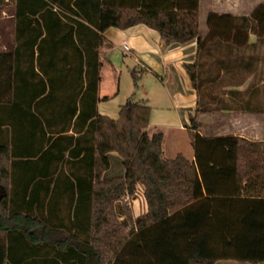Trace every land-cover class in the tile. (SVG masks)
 Masks as SVG:
<instances>
[{
  "label": "trees",
  "instance_id": "obj_1",
  "mask_svg": "<svg viewBox=\"0 0 264 264\" xmlns=\"http://www.w3.org/2000/svg\"><path fill=\"white\" fill-rule=\"evenodd\" d=\"M12 1L15 39L0 50V264L264 262V140L203 136L190 116L194 159L166 158L147 102L129 98L117 118L97 111L109 28L143 24L166 46L196 40L201 62L187 71L197 96L213 99L208 62L228 70L221 52L247 48L251 33L264 43V4L249 16L210 12L202 38L199 0ZM113 155L123 171L106 177ZM139 191L147 214L135 219ZM120 217L130 226L117 237Z\"/></svg>",
  "mask_w": 264,
  "mask_h": 264
},
{
  "label": "rangeland",
  "instance_id": "obj_2",
  "mask_svg": "<svg viewBox=\"0 0 264 264\" xmlns=\"http://www.w3.org/2000/svg\"><path fill=\"white\" fill-rule=\"evenodd\" d=\"M259 4H264V0H199L201 37L205 38L208 32L206 18L210 12L249 16ZM14 9L12 0L0 4V50H5L14 43L16 32ZM123 32L121 29L109 28L104 33L106 41L100 49L101 73L104 75L98 91L100 114L117 118L119 107L131 97L136 101L147 102L152 106L149 134L157 132L164 134L163 153L166 158H174L179 153H183L189 160L194 157V148L188 131L181 129L182 124L188 123L190 116H195L200 125L198 131L205 136L238 133L250 140L264 137V43L259 42L255 34L251 33L250 45L247 48L235 51L230 57L226 56L225 52L220 53L221 59L229 65L228 70L217 72L213 66L214 62H208L212 63L213 70L210 74L214 77L206 87L212 88L214 98L211 99L209 96L202 99L197 96L186 67L201 62L197 60L196 40L193 39L187 44L172 43L157 53L150 50L152 45L155 47L153 40L145 42L141 38L135 40L124 38ZM216 54L217 52L214 53ZM160 60L168 68L167 79H161L159 76L163 73ZM134 75L138 77L136 84ZM203 76L205 78V73ZM186 90L190 91L183 97L182 91ZM231 90L241 91L243 98L232 97L229 95ZM202 91L205 95V86ZM104 97L109 98L105 100ZM248 100L256 113L250 114V111L237 108L243 103L246 106L245 102ZM226 105L233 110L227 111ZM206 107H209V110H205ZM263 160L264 157L260 156L257 162ZM111 163V168L105 176H119L123 171L121 159L113 155ZM129 201L135 219L147 214V206L141 191L135 199ZM119 208H122L121 205ZM121 222L124 229L117 230V224L114 222L107 228L110 234L113 235L114 230H117V237L126 234L129 222L126 218L120 217L117 223ZM221 264L251 263L226 260Z\"/></svg>",
  "mask_w": 264,
  "mask_h": 264
},
{
  "label": "crops",
  "instance_id": "obj_3",
  "mask_svg": "<svg viewBox=\"0 0 264 264\" xmlns=\"http://www.w3.org/2000/svg\"><path fill=\"white\" fill-rule=\"evenodd\" d=\"M122 30V29H121ZM122 31H124L123 33L125 34L124 35V38L125 37H128V38H132V39H138V38H141V39H143L145 42H149V40H153V42L155 43V47H153V45L151 46L152 48L150 49V50H152L153 52H157V53H160V52H162L163 50H165L166 49V45H165V43H164V41H163V39L161 38V36L158 34V32L156 31V30H154V29H152V28H149V27H147L146 25H143V24H139V25H136V26H134V27H131V28H128V29H125V30H122ZM107 32V31H106ZM105 35V34H104ZM115 35V34H114ZM113 35V36H114ZM148 38V39H147ZM148 44H150V43H148ZM149 48V47H148ZM147 49V48H146ZM147 51V50H146ZM159 64H160V68L161 69H163V73L162 74H160L159 76H160V78L161 79H167V77H168V73H169V71H168V68H166L165 66H164V63H162V61L160 60V62H159ZM156 65H158V64H156ZM157 67H159V66H157ZM144 69H146V68H144ZM103 77H104V75H102ZM188 85H189V83H188ZM191 86H189V88H190ZM189 91L190 90H186V91H182V96L183 97H186V95H187V93H189ZM171 93V92H170ZM190 93H193L194 94V92H190ZM196 96V93H195V95H194V97ZM98 98L100 99V97L98 96ZM109 97H104V99L105 100H107ZM99 101V100H98ZM176 108H177V110H178V107L176 106ZM227 111H232L233 109H226ZM97 111H98V103H97ZM98 113H99V111H98ZM250 114H254V113H256V112H254V111H250L249 112ZM102 115H104V114H102ZM186 125L185 124H182V126H181V129H183V130H185L186 129V127H185ZM149 129H151L150 127L147 129V132H148V134H149ZM151 131V130H150ZM200 133V132H199ZM154 134V133H153ZM201 134V133H200ZM149 135H152V134H149ZM201 135H203V134H201ZM224 135H236V136H241V137H245V136H242L241 134H238V133H229V134H224ZM203 136H205V135H203ZM208 137V136H207ZM245 138H247V137H245ZM247 139H249V138H247ZM264 140V137L263 138H261V139H257V140H253V141H263ZM177 156V155H176ZM175 156V157H176ZM194 159V157L191 159V160H193ZM222 261H226V260H221V261H218L216 264H221L222 263Z\"/></svg>",
  "mask_w": 264,
  "mask_h": 264
}]
</instances>
